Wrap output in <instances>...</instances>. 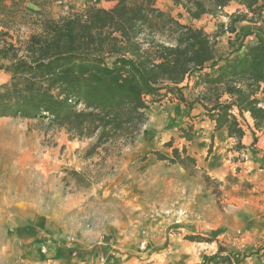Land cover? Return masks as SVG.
Listing matches in <instances>:
<instances>
[{
  "label": "trees",
  "instance_id": "16d2710c",
  "mask_svg": "<svg viewBox=\"0 0 264 264\" xmlns=\"http://www.w3.org/2000/svg\"><path fill=\"white\" fill-rule=\"evenodd\" d=\"M52 1L57 0H32L34 9L24 0H0V36H8L7 21L15 20L18 10L33 16L37 29L22 47L0 46V69L9 75L0 84V118L45 122L63 129L69 139H90L85 159L107 145L132 146L151 105L169 95L189 110L199 104L214 123L213 131L223 129L237 140V151L244 149V113L264 133V107L257 98L264 95V40L245 45L241 55L216 58L215 39L180 21L216 16L231 0H170L175 16L155 0H112L110 8L88 5L82 12L46 18L44 8ZM242 4L246 12L228 19L235 35L240 34L235 22L256 23L264 11V0ZM191 78L203 91L187 101L180 84ZM178 129L192 140V125ZM163 146L170 155L151 151L157 160L195 168L196 159L184 146L179 149L172 140ZM68 174L78 185L90 184L81 171ZM238 263L239 257L221 247L207 259V264Z\"/></svg>",
  "mask_w": 264,
  "mask_h": 264
},
{
  "label": "rangeland",
  "instance_id": "374dc122",
  "mask_svg": "<svg viewBox=\"0 0 264 264\" xmlns=\"http://www.w3.org/2000/svg\"><path fill=\"white\" fill-rule=\"evenodd\" d=\"M155 1L157 7L176 15L177 9L170 0ZM113 3L112 0H57L44 8L43 15L56 19L82 12L88 5L110 8ZM24 5L37 9L32 0H24ZM223 15L220 12L213 17L214 21L207 18L193 25L202 28L213 39L218 35H235L231 31H222L221 25L225 20L220 17ZM14 16L15 20L7 21L8 36H0V46L12 43L22 47L27 37L37 30L32 21L33 16H24L20 10ZM180 21L188 23L185 19ZM8 79L9 75L0 69V84ZM174 100L175 97L169 95L161 101L169 105ZM151 112L149 109L147 118ZM199 117L194 114L189 122L186 120L180 123L184 126L192 125L195 130L203 121ZM147 120L146 129L150 131L172 127L167 119L159 127L150 125L149 128L151 121ZM91 141L69 139L63 129L48 126L45 122L0 118V264H48V256H59L61 249L71 252L72 247L79 242L92 245L105 237L103 231L106 225H102L103 220H124V217L132 221L134 210L129 212L122 197L116 195H120V188L135 180L140 179L146 201L152 202L155 199V194L162 188V182L153 183L149 178L153 174L165 176L168 173L165 169L172 164L165 161L164 167L148 171V165L134 162L121 170V154L130 146L107 145L98 149L99 155L85 159L83 155ZM73 146V164L62 165L46 176L36 167V164L47 159V155H55L57 158L65 155L67 161L65 150ZM257 153L256 150L252 153L244 151L241 156L238 154L237 159L230 158L228 164L220 167L218 176L207 174L202 167L183 169L193 176V191L198 192L200 199H197L198 196L191 198L189 194L180 195V192L173 190L171 197L162 199V205L165 206L163 211L168 210L162 212V216L171 215L174 210L178 212L177 217L183 216L179 211H192L194 208L193 212H197L203 210V206L210 205L205 209H218H215L216 214L208 211L212 219H215L217 212L221 215L225 213L224 225H214L215 220L208 222L209 225H162L163 229L158 232L161 235L160 242L151 250L145 247V236L142 237V231L148 225H125L124 229L135 236L139 249L144 246L141 249L143 254L130 257L133 264H207L208 257L218 247L239 257L238 264H264V161L252 159ZM202 159L205 161L206 156ZM69 170L81 171L88 177L90 184L87 187L78 185L68 174ZM122 171L125 172L122 182L113 188L115 196L100 200L91 194L95 187ZM231 215L243 216L244 223L230 225ZM256 218L257 225H254ZM188 219L193 222L196 216ZM44 222L53 225H45ZM213 228H216L215 236H211ZM116 235L115 231L108 239H114Z\"/></svg>",
  "mask_w": 264,
  "mask_h": 264
},
{
  "label": "crops",
  "instance_id": "0c3cea01",
  "mask_svg": "<svg viewBox=\"0 0 264 264\" xmlns=\"http://www.w3.org/2000/svg\"><path fill=\"white\" fill-rule=\"evenodd\" d=\"M258 1L259 3L261 2V0ZM244 12H246V9L242 4V0H231L223 9L222 13H224V15L220 18L228 20L231 15ZM213 17L214 16H204L197 21H191L187 18L184 19L187 20L188 23L196 24L207 18H211L212 21H214L215 19ZM234 27L236 31L240 33L239 35L226 34L215 36L214 54L216 58H231L234 55H241L244 51L243 49L245 45L252 44L257 39L264 40V11L262 12L261 19L256 23L250 20H243L235 22ZM180 88L187 101L196 98L203 91V87L193 86V78L185 79L180 84ZM257 98L261 101L262 106L264 107V95L258 94ZM150 110L152 112L151 116L148 118L149 121H151L148 125L149 128L150 125L155 128L159 127L160 124L163 123V120L167 119L170 121L172 127L161 131L156 129L157 132L150 131L149 129H146V124L148 123L147 120L144 125L145 129L143 128L141 130V133L137 137L133 146L126 147L122 152L121 170L126 169L129 164L134 162H138L141 165H148V171H154L155 169L164 167L165 161L157 160L151 151H159L160 153L169 156L170 149L163 146V144L169 140H172L173 146L178 147L179 149L183 146L186 148L187 153L196 159L195 168L199 169L202 167L207 171V174H214L215 176H218V173H220V167L229 163L230 158L235 160L239 155L241 156L244 151L252 153L256 150L258 153L255 158L252 159L256 161H264V133L253 127V120L248 113L243 114L245 124L243 125V128L245 134L240 140L244 149L237 151L235 150L237 140L233 137H228L226 131L223 129L213 131L214 123L203 115L204 110L199 104H195L194 107L189 110L182 102L175 99L174 102L169 105L164 104L162 101L154 102L153 106L150 107ZM194 114L200 115L199 118L203 119V121L198 124L197 128L194 130L192 140L184 141L185 138L180 136V132L177 131V128L182 125L180 121L186 122L187 120V122H189V118ZM68 143L70 142L68 141ZM209 147L210 152L207 153ZM74 148V146L66 148V156L68 157L67 161L65 160V155H62L60 158H57L55 155H47V159L40 164H36V167L46 176L62 165H71L74 163ZM205 156L206 160L203 161L202 158H205ZM165 171L168 172L165 176L153 174L149 178V181L153 183L162 182V188L155 194V199L152 202L144 199L140 179L120 188L118 190L120 195H116L113 192V188L122 182L125 175L124 171L118 173L111 180L100 184L97 188L95 187L91 194L97 199L108 200L111 196H121L124 206L129 209V212H131L130 210H134L132 221L126 220L124 217V220L111 218L103 220L102 225H106L105 230L103 231V236L105 237L93 242L92 245H83L82 242H79L72 247V253L67 252L66 249H61L59 250V256H48L46 262H48V264H133L134 262L130 257L135 254H143L144 251L142 252L141 249H143L144 246H140L141 249H139L135 236L130 234L127 229H124L125 225H148V227H145L144 231H142V233H144L142 237L144 238L145 236L143 241L146 243L145 247H147L148 250L158 246L161 237L158 232H161V229H163L162 225H207L208 222L210 223V221L214 220L216 221V224L214 225H224L223 223L226 220L225 213L221 215L217 212V215L214 217L215 219H212V215L210 216L208 211L216 214V208L206 210L205 208L210 207V205L203 206V210L197 212H193L195 211L194 208H192V211H179L183 216L178 215L177 217L176 215L178 212L176 211L175 213V210L171 215L162 216V212H168V210L163 211L165 206L162 205V199L165 197H171L174 193L173 190H175L176 193L180 192V195L187 196L189 194L191 198L198 196V192L193 191V176L185 173L182 167L172 165L169 168H166ZM182 182H184V184L181 187ZM172 187L173 189L171 191ZM197 199H200V197L198 196ZM193 216H196V219L195 221L190 222L188 217L191 218ZM166 217H169V219H166ZM181 220H183V223L180 224L179 221ZM230 220V225L244 223L243 216L239 217L231 215ZM255 220L254 225H257V218ZM44 223L45 225H53L50 222ZM215 229L216 228H213L214 231H212L211 236H215ZM115 231L117 233L116 237L111 240L108 239L109 236L111 237L115 233ZM63 252L64 254L61 255Z\"/></svg>",
  "mask_w": 264,
  "mask_h": 264
},
{
  "label": "built area",
  "instance_id": "2783aa9c",
  "mask_svg": "<svg viewBox=\"0 0 264 264\" xmlns=\"http://www.w3.org/2000/svg\"><path fill=\"white\" fill-rule=\"evenodd\" d=\"M221 29L224 33H228L230 31V25L228 21H223L221 25Z\"/></svg>",
  "mask_w": 264,
  "mask_h": 264
}]
</instances>
